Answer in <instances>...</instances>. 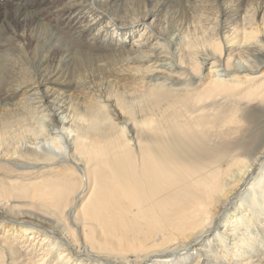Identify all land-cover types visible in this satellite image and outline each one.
Here are the masks:
<instances>
[{
  "label": "bare ground",
  "instance_id": "1",
  "mask_svg": "<svg viewBox=\"0 0 264 264\" xmlns=\"http://www.w3.org/2000/svg\"><path fill=\"white\" fill-rule=\"evenodd\" d=\"M8 1L0 264H264V0Z\"/></svg>",
  "mask_w": 264,
  "mask_h": 264
},
{
  "label": "rangeland",
  "instance_id": "2",
  "mask_svg": "<svg viewBox=\"0 0 264 264\" xmlns=\"http://www.w3.org/2000/svg\"><path fill=\"white\" fill-rule=\"evenodd\" d=\"M16 1V0H15ZM35 1H37V0H35ZM260 2H261V0H259L258 2H257V6H258V10H260V8H262V6L260 5ZM261 6V7H260ZM8 11L10 14H14L15 12H17V6H15V5H12L8 0H2V1H0V12L1 11ZM231 9L229 8V11H230ZM150 16V15H149ZM193 18L195 17V16H193V15H191ZM153 17H151L150 19H149V21L152 19ZM170 18V16H166L165 18H164V21H163V26L165 27V30H167V29H169V26H168V19ZM255 18L257 19V20H259L260 18H261V15H258V13H256V15H255ZM201 19V17H199V20ZM158 22V21H157ZM162 23V22H161ZM48 27H50V26H48V25H45V27L44 28H40V29H42V30H45V31H48ZM46 28V29H45ZM131 39H133V38H131ZM130 39V40H131ZM18 44H19V47L21 46L22 47V40H18ZM0 235H2V234H0Z\"/></svg>",
  "mask_w": 264,
  "mask_h": 264
}]
</instances>
